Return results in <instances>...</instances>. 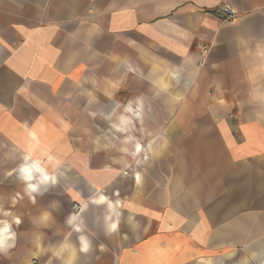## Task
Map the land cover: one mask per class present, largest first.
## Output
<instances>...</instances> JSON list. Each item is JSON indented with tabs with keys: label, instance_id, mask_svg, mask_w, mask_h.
Here are the masks:
<instances>
[{
	"label": "crops",
	"instance_id": "obj_1",
	"mask_svg": "<svg viewBox=\"0 0 264 264\" xmlns=\"http://www.w3.org/2000/svg\"><path fill=\"white\" fill-rule=\"evenodd\" d=\"M220 1L0 0V264H264V0Z\"/></svg>",
	"mask_w": 264,
	"mask_h": 264
},
{
	"label": "rangeland",
	"instance_id": "obj_2",
	"mask_svg": "<svg viewBox=\"0 0 264 264\" xmlns=\"http://www.w3.org/2000/svg\"><path fill=\"white\" fill-rule=\"evenodd\" d=\"M225 250L227 249H224V247H220L219 250L217 251L218 256H222V257L224 256L225 258L229 260L233 259L234 260L233 264H261L259 260L256 259V257H254L255 260L253 258H248L249 256L246 254L245 247L243 246L234 247L232 249L233 250L232 253L229 254L228 256L225 255V252H226ZM37 259H38L37 261H40V263H37V264H44V263L48 264V259H49L48 255L45 257H38ZM200 264H203V263H200ZM208 264H226V263L224 261H217V262H211V263L209 262Z\"/></svg>",
	"mask_w": 264,
	"mask_h": 264
},
{
	"label": "built area",
	"instance_id": "obj_3",
	"mask_svg": "<svg viewBox=\"0 0 264 264\" xmlns=\"http://www.w3.org/2000/svg\"><path fill=\"white\" fill-rule=\"evenodd\" d=\"M214 14L217 19L222 22H230L237 16V10L226 0H221L216 9L214 10ZM203 55H205L208 49L203 45L199 46ZM72 209L77 211L79 209V205L77 203H73Z\"/></svg>",
	"mask_w": 264,
	"mask_h": 264
},
{
	"label": "clouds",
	"instance_id": "obj_4",
	"mask_svg": "<svg viewBox=\"0 0 264 264\" xmlns=\"http://www.w3.org/2000/svg\"><path fill=\"white\" fill-rule=\"evenodd\" d=\"M30 178H31V177H29V179H30ZM44 179L47 180L48 177L45 176ZM112 227H113V228H116L117 225L114 224ZM7 239H9V237H8V236H5V237L3 238V240H0V245H2Z\"/></svg>",
	"mask_w": 264,
	"mask_h": 264
}]
</instances>
